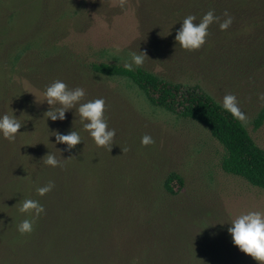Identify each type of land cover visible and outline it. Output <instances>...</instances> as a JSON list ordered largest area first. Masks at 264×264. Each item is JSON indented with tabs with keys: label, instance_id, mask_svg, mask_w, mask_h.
<instances>
[{
	"label": "rangeland",
	"instance_id": "374dc122",
	"mask_svg": "<svg viewBox=\"0 0 264 264\" xmlns=\"http://www.w3.org/2000/svg\"><path fill=\"white\" fill-rule=\"evenodd\" d=\"M141 4L0 0V115H14L22 125L15 140L0 136V264H257L232 244L227 228L241 213H264V190L221 170L224 150L205 128L151 106L127 80L84 67L123 65L129 51L138 50L148 57L139 67L174 82H195L170 57L199 50L215 56V47L181 48L158 21L146 15L140 22ZM54 80L83 88L79 103L104 99V118L115 130L111 145H95L75 106L62 121L42 118L49 108L43 90ZM257 86L224 78L216 97L222 105L226 95L235 96L246 118L239 121L264 148V119L253 125L264 109V87L255 96ZM72 127L81 142L68 149L52 135ZM144 135L153 143L141 145ZM39 152H50L58 165L44 164L39 186H53L37 200L44 211L33 230L21 235L16 225L33 217L16 203L36 198L26 196L22 180H10L21 178L15 170L24 158L38 166ZM171 172L183 180L175 195L164 189Z\"/></svg>",
	"mask_w": 264,
	"mask_h": 264
},
{
	"label": "trees",
	"instance_id": "16d2710c",
	"mask_svg": "<svg viewBox=\"0 0 264 264\" xmlns=\"http://www.w3.org/2000/svg\"><path fill=\"white\" fill-rule=\"evenodd\" d=\"M143 1L136 10L140 22L149 16L160 26L164 25L169 36L175 37L187 15L195 17L193 23H198L209 10L218 18L208 25L204 41L215 47V56H202L199 50L195 56L170 57L171 63L188 72L195 82H174L139 66L129 71L121 64L89 62L84 67L105 79L127 80L151 106L205 128L224 150L221 170L264 190V148L255 145L244 125L223 109L216 97L221 91L217 92L216 87L224 78L237 80L238 84L242 80L250 84L256 82L255 96L258 88L264 87V0H152L146 5ZM229 17L231 23L221 29L219 24ZM263 119L264 109L254 119V127H258ZM38 154L41 157L35 162L38 166L24 158V163L15 170L21 172V178L10 180H22L26 184V196H34L36 200L40 195L35 189L39 182L45 181L41 160L44 154ZM26 165L33 169L26 170ZM182 185V178L174 172L164 181V189L171 195H175Z\"/></svg>",
	"mask_w": 264,
	"mask_h": 264
},
{
	"label": "clouds",
	"instance_id": "9594fccd",
	"mask_svg": "<svg viewBox=\"0 0 264 264\" xmlns=\"http://www.w3.org/2000/svg\"><path fill=\"white\" fill-rule=\"evenodd\" d=\"M218 19L209 10L206 12L198 23H193L195 17L187 15L180 23L179 29L176 30L174 40L176 44L186 50L198 49L204 44L207 28L210 23ZM231 23V18L225 19L219 24L221 29H226ZM146 54L144 51H129L127 58L123 59V67L129 71L134 66L143 64ZM148 58V57H147ZM85 92L81 87L69 88L62 80H54L48 84L43 90L44 102L49 108L44 111L42 118L46 120H64L65 112L76 107V113L83 130L88 132L95 145L108 146L111 145L115 135V130L107 126L104 118L105 102L103 98H96L79 103L84 97ZM260 99L264 100V94L260 95ZM222 108L229 112L234 118L245 121V115L240 111L235 96L228 94L223 98ZM46 124V123H45ZM21 123L14 115H0V136L13 141L16 138ZM55 141L64 144L68 149L81 142L78 131L73 127L67 133L54 132ZM141 145L153 143L148 135L141 137ZM44 164L56 167L58 161L55 156L48 152L42 157ZM52 182L38 186L35 191L38 195L43 196L52 188ZM18 211L20 213H30L33 219H29L27 215L16 225V230L21 235L31 233L33 230L34 218L43 213V205L39 201L25 198L18 203ZM227 232L231 237L232 244L245 255L256 261L257 264H264V213L260 211H248L241 213L231 220Z\"/></svg>",
	"mask_w": 264,
	"mask_h": 264
}]
</instances>
